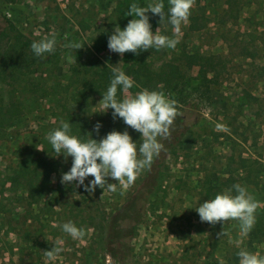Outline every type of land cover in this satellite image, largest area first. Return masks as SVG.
<instances>
[{"label": "rangeland", "instance_id": "rangeland-1", "mask_svg": "<svg viewBox=\"0 0 264 264\" xmlns=\"http://www.w3.org/2000/svg\"><path fill=\"white\" fill-rule=\"evenodd\" d=\"M153 2L0 0V264H120L112 254L113 222L154 170V187L131 232L123 264H239L241 249L264 256V0H195L179 34L169 22V0H162L163 21L146 13L153 33L159 29L179 41L174 49L152 54L141 73V79L156 83V91L163 87L158 83L164 63L179 65L184 74L182 85L162 91L176 101L171 136L158 138L164 150L132 185L108 178L117 183L115 193L97 187L89 194L83 186L61 183L72 157L66 162L63 155L55 157L47 139L61 121L69 122L70 134L81 140L89 132L99 141L111 131L127 130L139 149L141 134L122 118L111 122V109L100 113L97 104L103 97L81 92L80 81L91 75L86 76L85 67L95 70L99 63L118 67L132 79L140 74L137 56L110 51L108 38L116 24L123 30L134 18L126 15L131 4ZM19 35L31 41L54 36L55 51L28 64L19 59L14 70L5 64L2 71L3 54ZM73 43L82 48L67 46ZM185 53L219 56L226 70L214 75L204 65L188 69ZM143 89L135 82L128 93L118 89V99ZM13 105L18 114L6 116ZM97 122L102 124L98 135L93 131ZM242 160L253 164L255 182L244 187L259 203L246 237L238 221L212 226L195 211L205 201V179L217 185L231 173L243 177ZM92 179L87 177L85 184ZM69 221L85 230L84 237L73 239L62 231ZM57 241L63 251L49 259L45 252Z\"/></svg>", "mask_w": 264, "mask_h": 264}, {"label": "clouds", "instance_id": "clouds-1", "mask_svg": "<svg viewBox=\"0 0 264 264\" xmlns=\"http://www.w3.org/2000/svg\"><path fill=\"white\" fill-rule=\"evenodd\" d=\"M194 3L195 0H169L168 16L174 34L180 33L181 24L187 22ZM164 8L162 0H155L147 7L131 4L126 15L134 18L123 30L119 24L115 25L113 34L108 38L109 50L123 56L126 52L139 55L141 51L152 48L174 49L179 41L159 34V29L153 33L149 17L146 15L149 12L159 15L161 22L165 19ZM55 44L54 36L45 37L33 41L31 49L36 57H43L45 53L55 51ZM67 46L75 50L82 48L76 43ZM112 73L110 86L97 104L102 109L99 112L106 113L108 109H112L114 120L122 118L127 126L139 132L143 139L138 150L137 143L133 142L127 130L122 133L111 131L99 141L93 139L92 133L89 132L88 138L81 140L70 134V123L65 121H61L60 127L51 131L47 137L56 153L55 157L63 155L65 162L68 157H72V166L68 172L62 173L61 183L64 185L72 183L75 187L83 186L89 194L97 187L101 189L106 187L108 191L115 193L117 183H109L108 178L124 187L132 185L138 174L143 169L150 168L154 157H158L164 150L160 139L170 138L171 126L178 115L176 101L169 99L162 91H150L145 88L134 96L128 95L118 99V89L128 93L135 82L118 67H113ZM101 127L102 124L97 122L93 131L98 135ZM89 176L94 179L85 184ZM258 207V201L246 187L234 184L232 188L216 194L213 199L200 203L195 211L201 222H208L212 226L218 222L238 221L240 235L246 237L255 225V213ZM61 228L73 239H80L85 235V230L78 228L71 221L64 223ZM224 234L222 230L217 236L221 238ZM61 243L62 241H57L50 251L45 252L49 259H54L63 251L59 246ZM237 255L239 264H264V256L259 253L241 249Z\"/></svg>", "mask_w": 264, "mask_h": 264}, {"label": "trees", "instance_id": "trees-1", "mask_svg": "<svg viewBox=\"0 0 264 264\" xmlns=\"http://www.w3.org/2000/svg\"><path fill=\"white\" fill-rule=\"evenodd\" d=\"M32 42L33 41L27 39L23 35H19L15 43L6 53L3 54L1 64L2 71H4L5 64H7L6 66H9L10 69L14 70L18 64L17 60L19 59H21L25 64L30 63L29 60L31 58H35V55L31 49ZM157 52H159V50L152 48L148 51H141L139 55L135 54L138 58L137 64L139 66L140 74L134 76L133 80L134 82L140 83L142 87L150 91H156V83L151 85L147 79L143 78L144 76L142 77L143 79H141V73L145 67L148 66V58ZM13 57L14 61H12ZM183 59H185L186 68L188 69L196 65H204L206 71L213 73L214 75L226 70V63L219 56H203L196 53H185L183 55ZM95 66V70H93L94 67H91L90 69H86V67L84 68L86 71V76L89 73H91V75L80 81V83L83 84V89L81 92L89 91L102 96V94H104L107 91V88L110 86L113 73L112 69L104 64L99 63ZM18 74H21V71L18 72ZM159 76L161 77V81L158 84H163V87L160 89L161 91L177 88L179 85L184 83V74L182 73L180 66L172 62L164 63L160 67ZM17 108V105H13L12 109L6 111V116H16L18 114ZM111 112H113L112 109ZM111 122H114L113 116L111 117ZM252 167L253 164H250L246 160H242L239 168L244 171V176L238 177L234 173H231L217 185H214L210 177H207L201 189L202 198L205 201L208 199H213L216 194L222 193L225 190L232 188L234 184H240L243 187L245 182L253 184L255 179L252 176ZM155 171L156 170L151 173L148 180L145 182L144 187L121 208L119 215L113 222L114 228L111 232V241L113 242L114 247L112 254H115L118 257L120 264H123V253L129 244L131 232L134 230L139 220V213H141L148 193L151 192L154 187L155 178L153 174ZM233 194H235L234 190Z\"/></svg>", "mask_w": 264, "mask_h": 264}]
</instances>
